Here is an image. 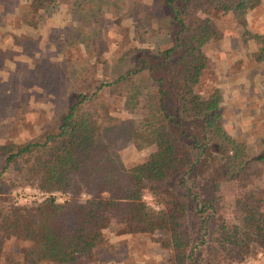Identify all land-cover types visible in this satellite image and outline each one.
Returning a JSON list of instances; mask_svg holds the SVG:
<instances>
[{
	"label": "trees",
	"instance_id": "1",
	"mask_svg": "<svg viewBox=\"0 0 264 264\" xmlns=\"http://www.w3.org/2000/svg\"><path fill=\"white\" fill-rule=\"evenodd\" d=\"M160 3L171 44L131 45L113 64L100 45L63 50L65 111L37 136L0 140V260L11 238L10 264L95 258L107 228L149 233L165 251L154 264H242L264 251V139L253 152L247 132L228 129L223 89L201 84L210 44L232 26L246 44L238 59L264 61V30L248 21L264 0ZM126 145L152 149L128 163ZM225 181L237 188L230 209ZM27 186L43 194L16 199Z\"/></svg>",
	"mask_w": 264,
	"mask_h": 264
},
{
	"label": "rangeland",
	"instance_id": "2",
	"mask_svg": "<svg viewBox=\"0 0 264 264\" xmlns=\"http://www.w3.org/2000/svg\"><path fill=\"white\" fill-rule=\"evenodd\" d=\"M164 12L165 6L160 0H56L42 9L29 7L28 0H0V140L37 136L55 124L65 111L71 98L67 95L60 66L63 61L66 63L63 50L71 48L79 54L86 45H100V51L113 64L131 45L162 49L171 44ZM248 21L252 29L264 30V6L251 9ZM240 31L239 27L232 26L221 40L210 44L209 63L201 84H216L223 89L228 129L233 133L247 132L250 148L256 152L263 148L259 141L264 139V83L256 86L255 92L251 90L249 95L258 93L260 96L251 95L249 102L245 101L249 95L242 96L237 88L231 92L229 83L235 78L238 80L246 61L234 59L246 51ZM247 64L252 67L257 63ZM256 66L257 69L262 67L261 64ZM58 74L60 80H57ZM247 105L252 106L245 107ZM238 111L246 115L255 111V122H246L245 117L237 115ZM114 112L120 114L117 110ZM232 112L237 114L232 115ZM247 118L250 119L249 115ZM150 149L152 147L138 152L126 145L122 154L129 163ZM211 169L210 173L217 174L215 167ZM236 191L233 181H225L221 186L228 209ZM13 193L22 201L41 196L37 189L28 186L16 188ZM58 196L63 198L59 193ZM83 197L85 195L81 199ZM146 199L151 201L149 195ZM105 233L108 241L96 249L95 258L80 256L65 264H154L165 256V251L152 241L149 233H116L111 228L105 229ZM15 244L13 238L8 240L0 264H10L6 257L18 255ZM260 252L263 261L264 251Z\"/></svg>",
	"mask_w": 264,
	"mask_h": 264
},
{
	"label": "crops",
	"instance_id": "3",
	"mask_svg": "<svg viewBox=\"0 0 264 264\" xmlns=\"http://www.w3.org/2000/svg\"><path fill=\"white\" fill-rule=\"evenodd\" d=\"M236 58L238 57H234V59L236 60ZM245 63L243 64L244 65V69L241 70L239 73H238V80L237 78H235L234 81L230 80L229 83L232 85L230 90L231 92H234L236 91V88H237V91L242 95V96H248L249 93L251 92V90L253 92L254 89L256 88V86H259V85H262L264 83V65H263V61L262 62H255L257 63L256 65H260L261 64V68L260 69H257V66L256 65H252V67H248V62H251L252 63V59L251 58H247L245 59ZM243 63V62H242ZM229 66L232 67V62L229 63ZM230 67V69H231ZM230 69L228 70V72L230 71ZM245 74H246V79H245ZM250 78H252V81L250 80ZM232 81V82H231ZM245 85L247 86V89L245 88ZM233 87V88H232ZM236 94V93H235ZM257 95H259L258 93H256ZM256 94H250L247 98L245 97V101L246 102H249V100H251V95H256ZM260 96V95H259ZM258 98L260 99L261 97ZM262 99V98H261ZM223 101H224V104L226 103V100H224V97H223ZM250 107L252 105H247L245 107ZM229 111H231L229 108H227ZM253 109V108H251ZM246 111V110H245ZM250 112H253V110H251ZM255 111L254 113H250V114H247L245 112H242V113H239L238 111V114L235 112H232V115L234 114H237L239 115L240 118H244L245 117V120L246 122H255L256 118H253V116L255 115ZM249 115V118H247V116Z\"/></svg>",
	"mask_w": 264,
	"mask_h": 264
},
{
	"label": "built area",
	"instance_id": "4",
	"mask_svg": "<svg viewBox=\"0 0 264 264\" xmlns=\"http://www.w3.org/2000/svg\"><path fill=\"white\" fill-rule=\"evenodd\" d=\"M38 192L40 193V195L43 194L42 191H39V190H38ZM55 193H56V192H55ZM40 197H41V196H40ZM260 257H261V252L258 254L257 257H255V258H253V259H251V260H247L244 264H264V259H263V261H262V260H260Z\"/></svg>",
	"mask_w": 264,
	"mask_h": 264
}]
</instances>
